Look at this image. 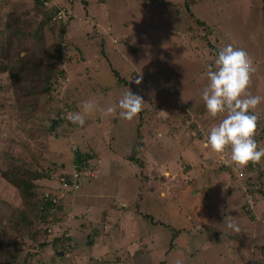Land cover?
<instances>
[{
	"label": "rangeland",
	"instance_id": "1",
	"mask_svg": "<svg viewBox=\"0 0 264 264\" xmlns=\"http://www.w3.org/2000/svg\"><path fill=\"white\" fill-rule=\"evenodd\" d=\"M193 1L190 0V3ZM169 2L172 3L169 8L164 9L161 6L157 7V10H152L155 6L150 8L148 0H55L54 6L65 15L63 19H53L44 27L43 34L46 39L43 46L46 52L30 47L28 44L38 43H34L33 39L28 40L27 35L25 40L21 38L22 43L30 50L26 56L28 62H25V69L31 70L36 58L40 59L41 68L38 71H31V75L26 74L23 78V75L17 78L16 73L0 74V172L15 173L17 169L25 167L31 171L44 173L48 176V181L39 180L35 181V184L46 186L49 191L40 190L38 196L44 199L46 195L48 197L56 195L65 210L58 214H45L46 222L37 226L34 224L42 237L33 241L31 233L17 225L20 211L29 212V208L24 209L19 191L5 182L0 174V229L3 230L0 239L4 243L0 246V264H38V261L41 264H92L94 260H102L103 264H260L258 260L264 258V253L260 254L264 249L263 201L259 206L253 207L254 214L246 211L245 199L240 200L241 195L238 193L240 188L232 181L234 177L230 175V178L224 173L217 177L224 169L227 171V167L220 162H229L230 149L223 155H218L210 148L201 147L198 141L188 145L186 140L196 136L197 125L186 129L181 116L183 114L184 118L186 110L189 109L195 116L197 124L201 121L200 115L203 116V123L198 126L206 136L215 126L214 122L219 123L221 120L216 121L206 110L202 111L201 107L194 105L182 107L184 103L176 100L181 98L175 95L176 90L172 83L169 88L166 85L162 86V95L153 91L149 99L145 98L146 93H142L146 90L139 93L135 91L137 87L147 83L148 77L153 76L155 66L169 73V70L180 65L178 73L181 76L185 77L188 72L190 78L196 79L199 75L201 79L204 76V73L199 74L203 71L202 66L207 69V66L214 64L216 59L213 51L207 48V42L217 52L227 44H232L245 50L253 60L255 71L251 74L247 93L262 98L253 111L264 120V0H196L197 4L191 7L192 14L211 27L212 34L190 20L183 8H173L177 6L179 0ZM37 9L34 0H0V41H8L10 38L16 44L14 37L8 36L9 31L31 32L41 20V17H36ZM108 17L111 19L110 24L106 21ZM87 18L89 20L92 18L93 23H85L84 20L87 21ZM92 33L98 35L95 36V40H89L88 36ZM101 40H104V61L96 60ZM59 43L62 48L60 59L51 60L50 55L54 53ZM76 47L80 48L79 53L76 52ZM20 56L25 57L24 54ZM53 65L54 75L47 74L48 68ZM60 70H63V76L59 75ZM116 71L120 78L124 79L125 85L112 87L117 83V79L113 77V72ZM206 74L207 72L205 76ZM137 79L139 83H136ZM167 80L168 78L163 79ZM48 85L51 89L46 94L44 88ZM203 89H200V93ZM127 91L135 92L134 94L142 99V110L146 113L141 119L137 114L132 120H124L118 115V108L112 114L104 111L109 106L115 107L117 101ZM193 92L194 90H190V93ZM89 101L94 102L96 108L85 115L83 125L71 122L72 126L62 124L52 133L48 131L55 116L62 118L63 111H67V118L73 112L79 111L83 114V103ZM222 115L224 117L226 114ZM208 117L212 120H208ZM139 120L147 140L143 156L151 157L154 163L146 159L153 168L151 174L143 167L135 168L136 165L123 167L122 178H126L123 170H130L131 175L137 179L139 190L143 189L137 195L139 198L130 203V206L125 204L121 206L117 195H113L111 185L113 179L108 182L101 178L100 174L96 175L97 167L92 169L93 172L96 171L94 176L87 177L81 187L76 184L68 187L63 181L60 182L62 185L59 188L58 182L74 172V153L78 150L83 151L84 148L97 151L98 160H103L104 174L109 171L117 175L121 171L117 162L121 159L119 162L124 164L123 158L135 144V131ZM157 135L168 141L165 145L166 150L158 142L160 138H157ZM173 135L181 139L175 142L170 137ZM259 145L264 147V136L259 140ZM183 155L184 161H180ZM142 158L139 157V160ZM95 160L91 161V165L96 166L99 163ZM201 167H205L206 172L195 180L198 186L186 187L192 181L188 182L184 178L188 176L195 178ZM187 168L190 169L189 174ZM163 169L165 172L170 170L173 174L164 177ZM174 179L175 182L172 181ZM165 181L168 182L169 188L171 182L179 187L176 186L172 192L169 188L166 189ZM156 183L162 188L153 191V184ZM90 186L93 189L90 188L89 191ZM229 187L232 190L231 196L237 197L231 205L239 214L234 213L229 207L225 213L226 205L222 206V209L220 205L218 206L221 201L227 203L226 188ZM124 189L131 191L132 187L126 186ZM105 191L107 192L103 194ZM176 191L181 193L180 196L183 194L184 198L174 197L173 193ZM194 191L201 196L193 195L191 192ZM162 192L165 193L163 198ZM245 195L246 193L244 197ZM148 198L160 202L163 206L169 204L172 212L165 209L169 215L168 219L177 225L201 224L196 225L194 230L187 231L186 237L191 241L186 244L190 248L207 243L203 252L193 261H184L173 251L166 253L165 250L170 251L174 245L169 247V250L166 248L167 240L164 237H161V243L155 240V235L159 234V224H155L151 229V233L154 231L153 242L147 238L140 243L145 245L144 249L141 245H136L132 241L134 239L128 241L123 238L119 241L122 232L114 236L103 234L106 225L112 224L117 229L120 227L118 216H114V224L110 217L99 220L103 209L107 210L109 206L115 204L132 212L136 203L139 208L143 206V213L146 212L145 217H148L156 213L152 207L153 202ZM214 198L218 199L213 201L215 205H212ZM240 201L241 209L236 205ZM97 208L102 210L95 216ZM219 208L225 213L217 214L219 221L225 218L230 220L236 216L231 223L236 225L239 231L227 228L229 222L226 221L222 223L225 224L223 231L228 234L227 236L215 231L214 221L217 217L212 219L209 210L215 213L220 210ZM184 211L191 213L190 220H186L185 215L178 213ZM27 217L30 218V212ZM35 217L33 215L31 219L34 220ZM161 219L160 216L157 218L158 221ZM88 221L92 224H99L101 221L103 225L101 234L104 237L92 244L86 240L88 232L85 223ZM136 229L138 234L145 232L146 236L150 232V227L145 229L140 226ZM44 230H47L50 237L64 239L70 237L73 257L67 259L66 253L60 257H65L63 260L59 261L56 257L53 262L49 259L53 256L50 250L46 251L48 254H40L39 243L51 240L48 237L43 239ZM240 233L247 237L249 246L254 245L253 261H250L246 247H241L244 239H241ZM182 235L183 232L179 236ZM233 237H237L238 243H241L235 252L237 245L231 240ZM107 238L111 243L106 240ZM221 242L224 245H220ZM219 246L224 247L225 251Z\"/></svg>",
	"mask_w": 264,
	"mask_h": 264
},
{
	"label": "trees",
	"instance_id": "2",
	"mask_svg": "<svg viewBox=\"0 0 264 264\" xmlns=\"http://www.w3.org/2000/svg\"><path fill=\"white\" fill-rule=\"evenodd\" d=\"M150 3L149 7L152 8L154 7L152 10H157V7H161L163 6L164 9L169 8L170 5L172 4L171 0H148ZM178 2V0H176ZM36 6L38 7V9L36 10V17H41V20L39 21V23L37 24V26L28 33L24 32H20V30L17 31H9V29L7 28V31H9V35L10 37H14L15 43L14 44L12 42V40H10V38H8V41L4 40V41H0V74H5V73H16V77L19 78L21 75L22 78L25 77V75H31V71H38L41 68L40 62L38 58H36L37 60L35 61V63L33 64V67L31 68V70L29 69H25V62H28V58L26 57L28 55V52L30 51L29 48H27L28 46L25 45V43H22V39L24 38L25 40V35H27V37L30 39L34 40V43H38V45H31L28 44L30 47H33L35 49H38L39 51H43L46 52L44 49V42H45V35L44 33V27L47 26V24L51 23V21L53 19L59 18V20L63 19V17L59 16V13L62 14V16L65 15V13H63V11H60V9H58L57 7L54 6V2L55 0H34ZM166 2V3H164ZM174 2V1H173ZM181 2V3H180ZM148 3V2H147ZM140 4V3H138ZM195 4H197L196 0H194L192 3H190V0H179V2L176 4L177 6L173 7L175 9H177V7H181L185 10V12L187 13L188 17L190 20H193L196 25L198 27H201L204 29V31H206L207 33H213V29L209 26H207L203 21H199L198 19H196L194 17V15L192 14L191 11V7L194 6ZM50 7V8H49ZM70 18V17H69ZM85 23H93L92 18L89 20V18H87V21L84 20ZM106 21L110 24L111 19L108 17L106 18ZM59 23V22H57ZM9 24L7 23L6 26H8ZM63 25V24H60ZM23 35V37H22ZM95 36L98 37V35L96 33H92L90 34L89 40H95ZM22 38V39H21ZM205 40V38H204ZM61 43V40H60ZM59 43V46L55 47V51L54 53H52L50 55V59L51 60H56V59H60L59 55H60V50L61 45ZM98 56L96 57V60L100 61L105 59V52H104V40H101V42L98 44ZM18 47V48H17ZM207 48L211 51H213L214 56L216 57L217 55V50H214V48L207 42ZM80 48L76 47V52L79 53ZM211 51V52H212ZM24 54L25 57H21L20 55ZM104 55V56H100ZM100 56V57H99ZM60 64V62H59ZM53 66H51L50 68H48L47 70V74H51L54 75V70L55 68H53ZM42 72V71H41ZM40 72V73H41ZM34 75V74H33ZM59 75L63 76V70H60ZM115 75H117V73H115ZM48 77V76H47ZM16 79V78H15ZM48 79V78H47ZM119 84H124L125 82H123V80H118ZM1 88V86H0ZM4 89V88H3ZM51 86L48 85L46 88H44V92L46 94H48L50 92ZM134 92V91H133ZM135 93V92H134ZM133 93V94H134ZM67 111H63L62 112V118L55 116L56 118L54 120L51 121L52 126L50 127V129L48 130L50 133H52L55 128L60 127L62 124H67L68 126H72L71 121L67 118ZM145 110H141L138 114L139 119L142 118V115L145 114ZM258 117V116H257ZM263 125V126H262ZM141 120H139V123L137 125L135 134V144L131 146V149L128 151V154L125 158H123V161L125 162L122 165H136L137 167H141V160H139V155L142 151V149L144 148V144L145 142L143 141V136H142V132H141ZM57 134H55L56 136ZM264 136V120L260 119L258 117L257 119V126L255 129V136L254 139L257 142L258 148H264L263 146L259 145V140L261 139V137ZM57 137V136H56ZM60 137V136H59ZM55 140V139H54ZM99 155L97 154V151L95 150H89L85 148L83 149V151L78 150L77 152L74 153L73 156V173L72 174H68L66 175L64 178V180H60L58 182L59 184V188L61 187L62 184H60V182L65 183L66 186L68 187H73V185H78V186H82L84 180L89 177V176H94V172L92 169H95L96 167H99L100 162L103 161H99L98 160ZM95 160V162H98V164H96V166L91 165V161ZM122 165H119L120 168L122 167ZM252 165L251 163H249L247 166L245 167H240L242 169V172L244 173V178L241 179L242 182L246 183V187L248 188V192L253 194L254 196H256V198L259 199L260 196L261 200L264 197V158H262L261 162L259 164H256V168L252 169ZM123 166V167H124ZM234 165L227 167V171L229 172L230 175H233L234 173ZM98 169V168H97ZM225 170V169H224ZM122 172V168L121 171L118 174H121ZM123 172L125 173V170H123ZM86 173H88L86 175ZM1 174V178L7 182L9 185H11L13 188H15L17 191H19V194L22 198V204L24 205V209L25 207L28 209L29 208V212H30V218L28 219L27 215L29 214V212L27 210H25V212H21L20 211V215H18V222L17 225L18 226H22L24 230H28L31 233V239L33 241L37 240L38 238H41V232L39 233L36 229L34 224H41L43 222H46L45 218V214H49V213H53V214H58V213H62L65 210V207L63 205H60V199H58V197L56 195L54 196H50L48 197L46 194V197H39L38 196V192L41 190L43 191H49V188L46 186H38V184H35V181H48V176L44 175V173H40L39 171H31L29 169H26L25 167L20 168L19 170L17 169L15 173H5V172H0ZM77 174L76 177H74L73 175ZM117 174V175H118ZM235 174V173H234ZM62 178V179H63ZM247 178V180L245 179ZM41 185V184H39ZM255 186V189H253V187ZM245 198V197H244ZM25 213V214H24ZM36 216L34 218V220H32V216ZM101 217L99 218V220L104 219V217L107 215L103 213H100ZM85 229L87 230L88 234H87V241H90V243H94L96 240L100 239L101 237L103 238L104 236L101 234V228L103 229V225L102 222L100 221L99 224H92L91 222H87L85 223ZM48 230V229H47ZM47 230H44L43 232V239L51 238V240L49 241H42L39 243L38 245V249H39V253H46L47 250H50L53 254V256L51 258H49L50 260H52L53 262L55 261L56 257L59 259V261L62 259H64L65 257L60 258L62 255L64 256L66 253L68 254L67 259H71L72 256V251H73V247H71V238H62V237H50L49 233L47 232ZM66 231V230H65ZM3 233V230L0 229V236ZM107 232L103 230V234L106 236ZM3 240L0 239V246L3 245ZM44 251V252H43ZM61 252L62 255H58ZM48 254V253H46ZM27 256H29V252L27 253ZM50 257V256H49ZM105 262V261H104ZM38 264H41V262L39 263V261L37 262ZM92 264H103L102 260L98 261V260H94L92 261Z\"/></svg>",
	"mask_w": 264,
	"mask_h": 264
},
{
	"label": "crops",
	"instance_id": "3",
	"mask_svg": "<svg viewBox=\"0 0 264 264\" xmlns=\"http://www.w3.org/2000/svg\"><path fill=\"white\" fill-rule=\"evenodd\" d=\"M137 67L139 68V66H137ZM179 67H181V66L178 65V68L177 67H174L173 70H169V73H166V71L163 68H160L159 66L153 67L154 68L153 70H155L153 76L152 77H148L147 83H143L141 86L137 87L135 89V91L139 93V92H142V91L146 90L145 92H142V93L143 94L146 93L147 95H146L145 98L146 99H149L151 97L153 91L157 92L159 95H162L163 94L162 86L163 85H166L169 88V85L172 83L173 86L175 87V90H176L175 95H179V97L181 98V99H176L177 101H179V102L182 101L181 103L190 105L191 107H192V105H194L195 107H201V110L202 111L206 110L205 105H204V102H203V100L201 98L200 89L204 88L207 85V83H208L207 76H205V73L209 70L208 69V66H207V69H205L202 66V70L203 71H200L199 74L201 75V74L204 73V76L201 79H199V75H197V78L196 79L190 78L188 72H186L185 77L181 76L178 73ZM127 71H129V70H127ZM115 73H117V71L116 72H113V77L117 79V83L114 84V85H112V87H116V86L118 87L119 86V83H118V80L119 79L120 80H124V79L120 78V75L119 74L115 75ZM110 78H112V77H110ZM164 78H168V80L167 81H163ZM106 87L108 88L109 86H106ZM187 90H189V91L187 92ZM190 90H194V92L193 93H190ZM223 118H224L223 115L222 114H219L217 117H215V120L218 121V120H222ZM181 120L183 121V114L181 116ZM200 120L201 121H200L199 124H202L203 123V120H204V117L201 116V115H200ZM208 120H212V118L211 117H208ZM214 123L213 124L215 126L219 124L217 122H214ZM189 128H187V126H186V129H189ZM141 132H142L143 141L145 142V144H144V148L142 149L139 157H141V158L144 157L145 159L144 158L140 159L141 160V163H142L141 167H135V168L142 169V167H143L145 169V171L149 170V173L151 174L153 168H152L151 164L147 162V160H150V161H152L154 163V159H152L151 157H148L147 158L146 156H143L144 155V152H145L144 150H146L145 148L147 147V144H146L147 140L145 139V137L143 135V133H145V132H143V130H141ZM157 136H158L157 138H160L158 140V142L166 150L165 145H166V143L168 141L167 140H163V138L160 135H157ZM170 137H172L171 140H173L175 142H178V140L181 139L179 136L177 137L175 135L170 136ZM196 141H198V143H200L201 147H203L205 149L203 140H200L197 137H193L191 140H186V142H187L188 145L194 144ZM182 158H185V156L184 155L181 156L180 157V161H184ZM142 160H143V162H142ZM226 160H228V159H226ZM119 161H121V159ZM119 161L117 162L118 165H122L121 162H119ZM229 161L231 162L230 158H229ZM123 166L124 165H122V167H121L122 169H123ZM187 167L189 168L188 165H187ZM97 168L98 169L96 171L98 173H96V171L94 172V173H96V175H99L100 174V177L101 178L103 177V179L105 178V180L108 181V182L111 179H113V180H111V185L113 187L112 188L113 195L114 194L117 195V199L121 203V206H123V204L130 206V203H133L134 200H136V199L139 198L137 195L143 189L139 190L140 187L137 186V182H136L137 179L133 175H131L130 170H126L125 173L123 172L126 175V178H122L123 177V174L116 175L115 173H109V171L104 174L103 171H104V168L105 167H104L103 161H101L99 167H97ZM188 168H187V174H189V172H190L189 171L190 169H188ZM163 172L164 173L162 174V176H164V177L165 176H170L171 174H173L170 170L168 172H165V170L163 169ZM205 172H206L205 167H201V171L197 173V175H196L195 178H190L189 176L188 177H185L184 179H187L188 182L192 181L191 183H188L186 187H189L190 188L191 186H198V184L195 183V180L199 179V176L202 175ZM222 173H224L225 175H228V177L231 178L230 173L229 172H226L224 170H223V172H221V174L217 175V177L218 176H221ZM172 176H174V175H172ZM232 176L234 177V178H232V181L236 182L238 184L239 188H240L238 190V193L241 195L240 200H242V198H244V194H245V191L244 190L246 188V187H243V184L242 183H244V182H242L241 179L238 180L236 178V176H235L234 173H233ZM123 179H125V180H123ZM235 179H237V180H235ZM172 181L175 182V179L172 180ZM122 185H124V187ZM153 185H154L153 191H155L156 188H159V187L162 188V186L161 185H158L157 183L156 184H153ZM126 186L132 187V190L129 191L127 189H124ZM167 186H168V182L165 181V187H166V189L169 188ZM169 186H170L169 189L172 190V192H173L174 191V188H176L177 185L171 182L169 184ZM86 187L87 186H85V188ZM177 187H179V186H177ZM90 188L93 189V187L90 186L89 187V191L91 190ZM85 190H87V189H85ZM96 190H97V187H96ZM123 190L127 194L126 196H125V193H123ZM246 190H247V188H246ZM158 191L160 192V189ZM106 192L107 191L103 192V194L106 193ZM191 193L193 195H195V196H198V195H199V197L201 196L196 191L191 192ZM87 194L90 195V197H92V195L89 194L88 192H87ZM100 194H102V193H100ZM173 194L175 195L174 197H177V199H178V197L180 196L181 193H179V192L176 191ZM226 194H228V197L226 199V202L227 203L225 204L224 203L225 201L224 202L221 201V202L218 203V206L220 205V208H221L222 206L224 207L226 205V211H225V213L230 208H232V211L234 213L239 214L238 212H236L235 207L233 205H231L234 202V199L237 198V197L234 198V197L231 196L232 195L231 187H229V189L226 188ZM252 195L254 196V193ZM145 197H147V196L145 195ZM180 197L184 198V195L182 194V196H180ZM216 199H218V198H214L212 200V203H213L212 205H215V203L213 201H217ZM255 200L257 201L256 207L259 206V204H260L261 201H263V203H264V199L261 200V199L256 198ZM149 201L150 202H153V206L152 207H154V211L156 212V213H153V215L150 214L152 216L145 217L146 212L143 213V211H144L143 206L141 208H139V206H137L136 203H134L135 208L132 209V212L130 211V209L128 211H126V208H122V207L119 208V205L117 207L114 204L112 206H109L107 210L106 209H103L102 210L100 208L95 209L94 215L95 216L99 215V212L102 210L105 215L107 214L104 217V219L110 217L109 219H110L111 222H113L115 220L114 219V216H118L119 217V224H120L119 229H117L116 227H114V225H112V224L111 225H106L104 227V229H103L104 231L107 232L106 234L109 235V236L110 235L114 236L115 234H118V233H121L122 232L123 234L122 235H119V241H122L123 238L128 239V241L130 239H134L132 241L135 242L136 245H141V247L143 249H144L145 245H142L140 243H142V240H146L147 238H148V241L153 242L152 234L154 233V231H152V233H151V229H152V227H154L155 224H159V227H160L159 230H158L159 234H156L155 235V240L156 241H160V243H161V237H164L167 240V243H166L167 244V247L166 248H168V249H169V247H172V245H174L173 249H171V250L169 249L170 251L165 250L166 253L168 254L171 251H173L178 256H180V258H182L184 261H187V260L193 261V259L196 258V256L200 255L201 252H203V250L205 249L204 247L206 246L207 243L206 244H202L201 246H197V247L190 248V246L186 244L188 242L190 243V241H191V240L189 241V239L186 237L187 236V231L193 229L196 225H200L201 226V224L200 223H196V224H193L192 223L190 225H185L186 223H184V224H181V225H177L176 222H172V221H170L168 219L169 215L167 214V212H166L165 209H168L169 212H172V210L169 207V204H166L165 206H163L158 201L156 202V201H153V200H150V199H149ZM144 202H145V200H143V204H144ZM236 205H237L238 208L241 209L242 208V201H240V203L237 202ZM228 207H229V209H227ZM187 209H189V208H187ZM221 209L218 212H215V213L212 212L211 210H209L210 217L213 219L215 216L217 217V214L218 213L225 214V213H222ZM178 213H180L181 215H185L186 220H190L191 213H188L187 211L178 212ZM240 215H241V217H243V215L241 213H240ZM159 216L163 219V221H162V219L160 221L157 220V218ZM235 218H236V216H234L233 218H230V220L225 218V219H223L220 222L219 221V218L217 217V220L214 221V224H215L214 225V228H216L215 231L216 232H219V234H221V235L227 236L228 234L223 231V228H224L225 224L222 223V222L223 221L232 222V220L235 219ZM251 221H253V220H251ZM113 224H114V222H113ZM138 224H139V226H138ZM263 225H264V222H263ZM140 226L141 227H144L145 229L147 227H150V232H149V234L147 236H146L145 232L144 233H141V234H138L137 233L138 231H137L136 228L139 229ZM163 229H168L169 231L168 230H163ZM204 231H205V229H204ZM181 232H183V235L180 237L179 235H180ZM202 234L206 235L204 232H202ZM239 235L241 236V239H244L243 240V243L244 244L241 246V243H238L237 237L236 238L233 237L231 240H234L235 244L237 245L236 248H235V250H234V252L236 250H238V248L240 246L241 247H246V252H248L247 255L251 259L250 261H253L252 260L253 259L252 256H253L254 245L253 244H250V246H249L247 237L243 233H240ZM185 239L187 240V242H186ZM106 240L111 243V240H109L108 238ZM231 240H226V241L231 242ZM221 241L226 242L224 240H221ZM223 242H221L220 245H224ZM104 245H106V244L104 243ZM118 245L122 247L121 244H118ZM213 246L214 245H212V248H213ZM219 247L223 248V250H224V247H222V246H219ZM262 253H264V249H262L260 251V254L261 255H262ZM98 261H100V260H98ZM258 261H259L260 264H264V258L263 259L260 258ZM250 263H252V262H250Z\"/></svg>",
	"mask_w": 264,
	"mask_h": 264
},
{
	"label": "clouds",
	"instance_id": "4",
	"mask_svg": "<svg viewBox=\"0 0 264 264\" xmlns=\"http://www.w3.org/2000/svg\"><path fill=\"white\" fill-rule=\"evenodd\" d=\"M208 69V83L201 92V98L211 117L226 115L218 125L209 130L204 147L218 155H223L230 149V160L239 167H245L249 163L259 164L264 158V148H258L254 139L258 117L253 110L262 98L247 93L251 74L255 71L252 58L242 48L227 44L218 50L214 64L208 65ZM139 82L137 79L136 83ZM142 102L138 95L127 91L115 107L109 106L104 111L112 114L118 108L121 118L132 120L142 110ZM95 108L94 102H85L83 114L73 112L68 119L72 123L83 125L85 115ZM164 196L165 193L162 192L161 198ZM226 227L239 231L231 222Z\"/></svg>",
	"mask_w": 264,
	"mask_h": 264
},
{
	"label": "built area",
	"instance_id": "5",
	"mask_svg": "<svg viewBox=\"0 0 264 264\" xmlns=\"http://www.w3.org/2000/svg\"><path fill=\"white\" fill-rule=\"evenodd\" d=\"M59 16L60 17H63L62 14L59 13ZM182 107L186 108L188 105L187 104H182L181 105ZM195 116L192 115L191 111L189 109L186 110V114L184 115V122H185V125L189 128L190 126H196L197 125V131H196V136L198 139L200 140H203V143L206 142L207 140V136L206 134L204 135L203 132L200 130L197 122L194 120ZM263 126V125H262ZM221 165H223L224 167H230L232 166V162H226V161H223L222 163L220 162ZM236 169H234V173H235V176L236 178L239 180V179H243L244 178V173L242 172V169L239 168V166H236ZM264 167V165H263ZM256 168V165H252V169H255ZM74 177L77 176V174H74L73 175ZM247 180V178H245ZM243 184V187H246V183H242ZM65 185V184H64ZM247 188V187H246ZM245 188V206H246V211H248L251 215L253 214V207L256 205L257 201L255 200L256 199V196H253L251 193H249L248 191V188L246 190ZM253 189H255V186L253 187Z\"/></svg>",
	"mask_w": 264,
	"mask_h": 264
},
{
	"label": "water",
	"instance_id": "6",
	"mask_svg": "<svg viewBox=\"0 0 264 264\" xmlns=\"http://www.w3.org/2000/svg\"><path fill=\"white\" fill-rule=\"evenodd\" d=\"M58 255H62L61 253H59Z\"/></svg>",
	"mask_w": 264,
	"mask_h": 264
}]
</instances>
